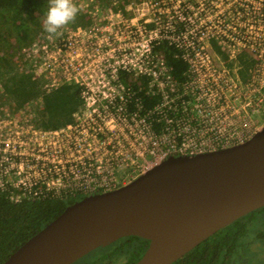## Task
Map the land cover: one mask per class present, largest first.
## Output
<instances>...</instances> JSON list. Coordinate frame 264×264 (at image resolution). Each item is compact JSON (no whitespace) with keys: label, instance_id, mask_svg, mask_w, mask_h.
<instances>
[{"label":"built area","instance_id":"built-area-1","mask_svg":"<svg viewBox=\"0 0 264 264\" xmlns=\"http://www.w3.org/2000/svg\"><path fill=\"white\" fill-rule=\"evenodd\" d=\"M71 10L66 7L59 11L64 25L54 45L43 35L21 52V59L34 63V80L43 82L46 93L62 84L79 86L85 109L78 112L74 124L40 128L35 133L21 128L20 142L0 140V191L7 192L12 201L107 193L169 157L228 149L263 130L261 43L250 49L254 66L246 81L241 80V67L237 66L239 46L228 43L226 58L213 50L217 57L214 62L205 51L185 50L189 74L180 86L169 75L165 62L163 65L162 59L152 55L151 43L146 45L145 58L133 65H128L132 60L115 59L110 37L100 38L107 28L98 27L92 39L97 46L84 48L80 39L83 29L66 23L73 15ZM49 34L54 38L53 31ZM123 56L128 57V53ZM111 60H115L113 64ZM122 72L151 78L150 89L162 96L154 111L143 114L140 98L121 81ZM159 123L162 126L156 130ZM12 143L19 144L18 151Z\"/></svg>","mask_w":264,"mask_h":264},{"label":"water","instance_id":"water-1","mask_svg":"<svg viewBox=\"0 0 264 264\" xmlns=\"http://www.w3.org/2000/svg\"><path fill=\"white\" fill-rule=\"evenodd\" d=\"M264 207V130L243 144L172 156L114 191L69 205L2 264H72L128 236L150 242L134 264H173Z\"/></svg>","mask_w":264,"mask_h":264},{"label":"trees","instance_id":"trees-1","mask_svg":"<svg viewBox=\"0 0 264 264\" xmlns=\"http://www.w3.org/2000/svg\"><path fill=\"white\" fill-rule=\"evenodd\" d=\"M58 1L0 0L2 88L15 110H21L28 103L40 100L43 107L34 121L36 127L45 130L59 129L74 121V115L80 112L83 106L81 88L76 84H62L58 89L46 93L40 79L34 80L29 72H17L16 67L22 66L24 61L17 58L16 52L20 54L30 47L37 35L57 21L62 6L54 7ZM66 2L67 0H63L62 4ZM53 7L55 10L52 12ZM78 24H81V20L70 26L75 29ZM185 28L186 24L180 22L174 27V32L181 33ZM211 47L219 54V46L214 38L211 40ZM184 51L169 37L163 36L151 42L152 55L165 62L169 75L180 86L188 80L189 74V64L184 59ZM120 79L132 87L136 96L140 98L143 114L154 111L162 102V96L150 89L151 78L136 77L133 73L122 72ZM161 126L162 123L155 124V129L159 130ZM83 198L84 196L81 199L78 197L46 198L36 201L22 199L15 202L7 192L0 191V264L61 214L66 207ZM130 239L128 250L137 253L144 250L145 246L138 245L132 240L141 238ZM256 243L260 244L255 249L252 245ZM259 254L264 259V207L221 229L174 264H233L243 260L246 264H258L254 257ZM134 257L128 264L136 260Z\"/></svg>","mask_w":264,"mask_h":264},{"label":"rangeland","instance_id":"rangeland-1","mask_svg":"<svg viewBox=\"0 0 264 264\" xmlns=\"http://www.w3.org/2000/svg\"><path fill=\"white\" fill-rule=\"evenodd\" d=\"M62 1L59 0L54 7L62 5L61 8L72 9L71 13L73 15L70 14L71 17L66 22L69 27L81 20V24H78L77 27L83 29L80 39H82L84 48L87 47L90 50V47L97 46V44L94 45L96 40L92 39H94L98 27L107 28L108 32H105L100 38L105 40L110 37V40H113L112 48L115 50V59L119 58V61L122 59L126 61L132 60L128 65L138 64L139 60L145 58L147 43H151L163 36L169 37L171 41L177 43L183 50L205 51L209 58L212 57L213 62L217 60L216 54L214 55L211 46H209L205 38V36L212 37V39L217 37L216 8L210 7L208 11L204 10L202 7L204 0H67L64 5ZM54 7L51 10L52 12L55 10ZM251 11H256L257 19L261 20L262 15H264V0H257L256 9H251ZM207 12L209 13L207 14ZM205 15L210 19L207 25L205 24ZM61 17L62 15L58 17L53 25L52 23L49 25L48 28L50 30L46 28L44 32L37 35L36 40L44 35L43 38L46 41L49 40L51 45H54V40L60 39L58 34L62 32V25H64ZM180 22L186 24L185 31L175 33L174 27ZM257 25L260 27L261 24ZM52 31L54 38L49 34ZM255 38V40H251V43L264 45V28L256 31ZM203 46L206 47V50ZM130 52L135 54L133 55ZM142 52L143 57H141ZM125 53H128L126 58L123 56ZM19 55L21 53L16 52L17 58L22 60V56ZM201 56L202 54H199L198 59ZM238 60L237 66L241 67L240 78L242 81H246L249 78V71L254 66V59L251 53L245 50L241 52ZM112 61L115 60H111V64H113ZM160 62L164 65V61ZM31 63L33 62L24 61L22 66L18 65L16 67L17 72H29L34 79L36 69L34 67L32 69ZM227 64L233 66L234 63L228 62ZM42 107L43 103L40 100H35L25 105L21 110H15L12 103L7 99L0 82V140L12 142L17 140L20 142L18 133L24 128L29 129L32 133L38 132L40 128L35 126L34 120H36L37 114ZM8 116H12V118H7ZM8 120L13 122L11 123ZM26 123L27 125L24 127ZM7 132L9 133L8 136L5 135ZM12 144L17 147L18 151L19 144ZM1 145L3 148L6 147L5 144ZM81 198L82 196L78 197V199ZM258 244L260 243L253 244L252 247L256 249ZM116 248H118L116 245L101 247L88 257L94 260L112 253V264H118L120 260L116 259L119 257V255H116ZM128 254L133 257L137 252L129 251ZM254 258L257 259L258 264H262L264 261L260 254ZM88 259L86 258L87 261ZM84 263L85 261H81L78 264ZM233 264H246V261H236Z\"/></svg>","mask_w":264,"mask_h":264},{"label":"flooded vegetation","instance_id":"flooded-vegetation-1","mask_svg":"<svg viewBox=\"0 0 264 264\" xmlns=\"http://www.w3.org/2000/svg\"><path fill=\"white\" fill-rule=\"evenodd\" d=\"M202 7L206 11H208L210 7L216 8L217 37L215 38L217 39V43H218L219 50H220L219 55L221 57L227 56L228 51L225 49V46L228 43H233L239 46L241 49L240 54L241 52L245 50L251 52L250 49L251 47L254 46L253 43H251L252 42L251 40L256 39L255 34L258 29L264 28V15H262V19H261L262 22H261L259 18H258L259 20L257 19L256 11H253V12L251 11V9L253 10L256 9L257 0H216V1L204 0ZM208 13L209 12H207V14ZM205 16H206L205 24L207 25L210 19L209 17H207V15ZM257 24H261L260 27ZM205 38L207 39L206 42H208L209 46H211L212 37L205 36ZM83 109H85L84 105L81 107V111H83ZM77 114L78 113L74 115V121L71 124H74L77 120V117L80 116V114L78 116ZM132 237H138V236L124 237V238L116 240L110 243L109 245H107L108 247H111L112 245L118 246V248H116V251H115L116 255H119V257L116 258L117 260H120L118 264H128L129 261L133 258V257H130V254H128L130 250L127 249L128 245L130 244V240H131L130 238ZM132 240H134L135 243H138V245L145 246L144 250H142L140 253H137L135 255L134 259L136 260L133 263H131V264H134L143 257V255L145 254V252L147 251L150 245V242L143 238L132 239ZM107 246H101V247H107ZM101 247L94 249L93 251H91L90 253L83 256L82 258H80L79 260L75 261L72 264H78L81 261H85V263L88 262L87 264H112L113 263L111 259L112 253L106 254L104 257H98L94 260L91 257H88L92 253L99 250ZM86 258H89L88 261L86 260Z\"/></svg>","mask_w":264,"mask_h":264}]
</instances>
